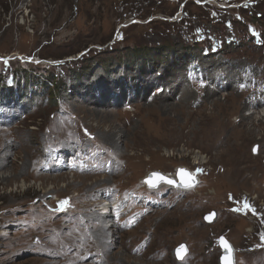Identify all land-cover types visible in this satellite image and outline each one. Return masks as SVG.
Instances as JSON below:
<instances>
[{
	"label": "rangeland",
	"instance_id": "obj_1",
	"mask_svg": "<svg viewBox=\"0 0 264 264\" xmlns=\"http://www.w3.org/2000/svg\"><path fill=\"white\" fill-rule=\"evenodd\" d=\"M79 48L84 50L65 56ZM142 48H148L146 54ZM188 53V59L194 54L199 60V71L192 73L195 82L189 70L184 72L192 62L180 60ZM90 63L93 68L85 71ZM235 63L252 67L264 80V0H0V86H7L15 71L27 72L19 75L17 91L24 86L43 90L35 84L50 76L60 85L58 90L49 85L50 98L28 118L0 129V174H25L0 184V264H113L117 254L135 264H221V236L236 249V264H264V144L259 132L239 153L254 167L251 178L233 181L213 141L201 129L193 134L194 124H189L208 115L214 98L225 102L230 95L244 106L247 98L236 96L232 84L217 94L200 93L204 80L212 85L218 66L237 74ZM129 68L135 76L137 69L159 74L166 68L149 94L151 103L138 97L133 110L124 111L111 109L104 95L93 97L91 106L79 101L88 90L85 83L90 85L86 96L93 80L119 88L124 80L117 75ZM105 72H115V81L105 82ZM157 86L179 91L168 97L157 93ZM208 93L213 96L205 100ZM198 96L202 104L196 108ZM232 100L228 103L234 106ZM61 109L67 112L65 122ZM13 112L18 115L17 109ZM229 119L236 126L242 121L235 114ZM163 125L170 128L165 132ZM78 136L101 146L106 154L97 158L114 160L112 175L54 173L55 161L50 170H40L50 144L69 148L67 142L73 141L75 154L87 150L74 141ZM180 168L197 178L196 188L175 191L165 184L155 193L142 183L154 172L174 177ZM67 176L77 182L69 184ZM96 180L101 181L91 185ZM21 184L31 188L21 192ZM40 184L42 190L36 189ZM124 191L151 198L161 191L169 208L150 207L152 213H143L141 224L126 231L127 226L116 225L109 205L131 199ZM102 193H110L108 202ZM174 201L179 204L173 209ZM207 215H213L211 223ZM147 237L148 249L134 253ZM182 244L189 255L179 261L176 250Z\"/></svg>",
	"mask_w": 264,
	"mask_h": 264
},
{
	"label": "bare ground",
	"instance_id": "obj_2",
	"mask_svg": "<svg viewBox=\"0 0 264 264\" xmlns=\"http://www.w3.org/2000/svg\"><path fill=\"white\" fill-rule=\"evenodd\" d=\"M214 65H217V64H214ZM229 79L231 80V84L233 86L234 85L233 83H235V81L233 80V76H230ZM212 96H213L212 94L208 93L207 96L205 97V100L211 99ZM228 96L229 97L225 99V102H223L222 100L218 98L212 99V103H211L212 109L210 110L208 115L201 119H195L194 121H190L189 123L190 125L194 124V127H192V129L190 130L191 132H193V134H196L201 129L203 130V134L205 135V137L210 138L213 141V145H212L213 149L218 150L220 152V154L223 156L222 159L226 161V164L230 168L227 174V177L229 179H232L233 181H236L238 179L247 180L251 178L252 169L254 167H251L249 165L251 163L250 160L244 158L239 153H240L241 145H243L246 142H250V141L257 139L258 136H259L258 139L260 140V143L264 144V106L261 104L255 105V102H254L255 100H258V98H262L263 95H259L256 93L248 94L246 102H244V106H241L238 101L232 100L233 98L230 95ZM254 97L256 98L255 100L253 99ZM230 100H232V105L234 106H231L230 105L231 103H228ZM230 109H233V110L230 111ZM247 111L249 113H247ZM233 114L240 116L242 118V121L239 126L232 124L231 120L229 119V115H233ZM162 128L166 132L170 127L163 125ZM257 132H259L258 136H257ZM148 135H150V133ZM110 138H112V136H110ZM113 139L114 141H117L115 137H113ZM1 165H3V162ZM22 175H25L23 171L22 172L20 171L19 173L16 172L15 174L12 173V175L7 174V172H5L4 174L2 173L0 174V184L3 185L5 184V182H9L11 179H18L19 177H22ZM163 175L166 176L167 178L173 179L175 182L178 181V178H177L178 176L176 173L173 175L174 177H171L172 175H165V174ZM56 178L58 179V177ZM67 179L70 181L69 184H74L77 182V180L70 178V176H67ZM100 181L96 180L91 185L100 183ZM142 183L143 184L145 183L147 186H149L146 183V178L145 180L142 181ZM165 184L166 183H162L161 185H165ZM41 185L42 184H40V186H37L36 189L42 190L40 188ZM30 186H28L27 184H21L20 186H18V188L21 189L20 190L21 192H27L31 188ZM197 186L198 185H196L194 188H196ZM63 187H67V185H63ZM171 187L176 188L175 186H171ZM43 189L45 193H48L45 188ZM54 189H55L54 187L49 188L50 191ZM150 190L151 192H153L156 189L153 190L150 188L149 191ZM184 190H189V189H184ZM210 194H212V192H210ZM114 203L119 204V202H114ZM111 204L112 203L110 202L109 205ZM104 206H105L104 208L105 211L102 213V215H106L108 213L106 211L108 207L107 203H104ZM99 209L100 208H98V210ZM108 227L109 226L105 225L104 227L105 232L109 230ZM112 258H113V261H112L113 264H135V263H127L120 254H117V256H114ZM137 264H140V263H137Z\"/></svg>",
	"mask_w": 264,
	"mask_h": 264
},
{
	"label": "water",
	"instance_id": "obj_3",
	"mask_svg": "<svg viewBox=\"0 0 264 264\" xmlns=\"http://www.w3.org/2000/svg\"><path fill=\"white\" fill-rule=\"evenodd\" d=\"M181 169H183V168H180L177 171L178 181H176L175 184H168V183H166L164 181H159L157 183V186L156 187H152V186H150L147 183L149 185L148 187L151 188V189H158L161 186L162 183H166L169 186H175L177 188H183V189H189V188H192L193 186H195L197 182H196V178L193 175H191L192 176V179L191 180H189L188 177H184V182H186V183H192L193 186L192 187H185L184 186V184L181 181V176L178 174L179 173V170H181ZM154 173H158V172H154ZM154 173L149 174V176L146 178V181L149 180L150 178H152ZM159 174H161V173H159ZM161 175H163V174H161ZM164 177H166V176H164ZM167 179H170V178H167ZM171 180H173V179H171ZM213 218H214L213 215H212V217H211V215H207L205 217V221L208 222V223H211ZM224 242H227V244L230 246L231 251H229V249L225 247ZM219 247L221 248V251H222V257H221V260H220L221 264H225L224 258L226 256H230L231 259H232L233 264H236V250H235L234 246L231 244V242H229L224 236H221L219 238ZM176 254H177V259L179 261H182L183 259H185L189 255V252L187 250L186 245H184V244L180 245L177 248V250H176Z\"/></svg>",
	"mask_w": 264,
	"mask_h": 264
},
{
	"label": "snow or ice",
	"instance_id": "obj_4",
	"mask_svg": "<svg viewBox=\"0 0 264 264\" xmlns=\"http://www.w3.org/2000/svg\"><path fill=\"white\" fill-rule=\"evenodd\" d=\"M178 174L181 176V181H182V183L184 184L185 187H192L193 186L192 183H186V182H184V177H188L189 180L192 179L191 174L188 173L187 170L181 169V170H179V173ZM159 181H164V182H166L168 184H175L176 183L174 180L167 179L166 177H164L163 175H161L159 173H154L153 174V177L150 178L149 180H147L146 183H148L152 187H156L157 186V183ZM65 203H67V202L65 201ZM224 244H225V247L228 248L229 251H231L230 246L227 244V242H224ZM224 261H225V264H233L232 259H231L230 256H226L224 258Z\"/></svg>",
	"mask_w": 264,
	"mask_h": 264
},
{
	"label": "trees",
	"instance_id": "obj_5",
	"mask_svg": "<svg viewBox=\"0 0 264 264\" xmlns=\"http://www.w3.org/2000/svg\"><path fill=\"white\" fill-rule=\"evenodd\" d=\"M86 49V48H85ZM84 50V49H83ZM82 49H77V50H74V51H70V52H68L65 56H71L72 54H78V53H80L81 51H83ZM144 50H146L145 52H143ZM141 54H146V52L148 51V48H142L141 49ZM94 63H90L89 64V66L85 69V71H91V69L93 68L92 67V65H93ZM92 67V68H91ZM25 73H27V72H21V71H15L14 72V74H16V75H20V74H25ZM49 83H51L53 86H54V88H56L57 90L58 89H60V85L56 82L55 83V81H53V78L50 76L49 78H45ZM64 87V86H63ZM53 100V99H52Z\"/></svg>",
	"mask_w": 264,
	"mask_h": 264
}]
</instances>
